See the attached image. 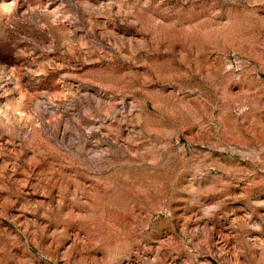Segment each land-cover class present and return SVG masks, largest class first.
<instances>
[{"label": "rangeland", "instance_id": "374dc122", "mask_svg": "<svg viewBox=\"0 0 264 264\" xmlns=\"http://www.w3.org/2000/svg\"><path fill=\"white\" fill-rule=\"evenodd\" d=\"M0 264H264V0H0Z\"/></svg>", "mask_w": 264, "mask_h": 264}]
</instances>
